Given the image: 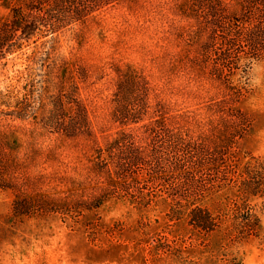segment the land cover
Instances as JSON below:
<instances>
[{"label":"rangeland","instance_id":"rangeland-1","mask_svg":"<svg viewBox=\"0 0 264 264\" xmlns=\"http://www.w3.org/2000/svg\"><path fill=\"white\" fill-rule=\"evenodd\" d=\"M186 2L124 0L0 63V264H264V198L252 200L258 236L237 239L225 226L203 237L170 219L164 196L142 207L108 197L94 170L97 147L120 132L144 138L155 120L204 143L234 138L241 157H264V57L231 77L242 89L233 100L199 63ZM123 77L147 89L143 99L134 88L120 93L124 107L137 98L146 106L126 126L112 118ZM59 92L84 106L91 138L43 128ZM234 197L223 188L201 204L216 213Z\"/></svg>","mask_w":264,"mask_h":264},{"label":"trees","instance_id":"trees-1","mask_svg":"<svg viewBox=\"0 0 264 264\" xmlns=\"http://www.w3.org/2000/svg\"><path fill=\"white\" fill-rule=\"evenodd\" d=\"M122 1L0 0L6 10L0 14V63L34 38L32 43L83 24ZM183 13L196 22L193 39L199 42V63L211 77L229 86L233 100L238 99L242 89L232 86L231 77L264 57V0H187ZM40 62L44 66L45 59ZM117 86L114 122L126 126L141 121L145 101L133 99L136 103L124 107L120 93L134 88L143 99L145 83L123 77ZM43 128L67 138L93 135L87 111L72 92H59L52 99ZM144 128V138L120 132L96 148L93 166L109 185L108 197L128 196L142 207L164 196L170 219L184 220L203 237L225 226L237 239L259 235L262 211L252 200L264 198V157H241L234 149V138L204 143L158 120ZM223 188L235 193L225 208L212 213L202 206L206 195Z\"/></svg>","mask_w":264,"mask_h":264}]
</instances>
